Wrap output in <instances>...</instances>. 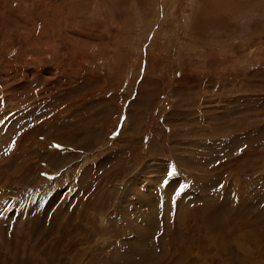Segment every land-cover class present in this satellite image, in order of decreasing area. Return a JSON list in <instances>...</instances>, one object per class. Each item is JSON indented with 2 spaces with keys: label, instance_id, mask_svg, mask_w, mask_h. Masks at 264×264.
<instances>
[{
  "label": "rangeland",
  "instance_id": "1",
  "mask_svg": "<svg viewBox=\"0 0 264 264\" xmlns=\"http://www.w3.org/2000/svg\"><path fill=\"white\" fill-rule=\"evenodd\" d=\"M0 264H264V0H0Z\"/></svg>",
  "mask_w": 264,
  "mask_h": 264
}]
</instances>
